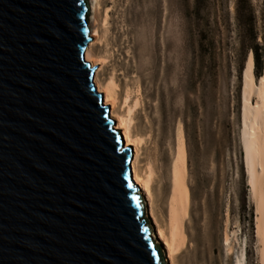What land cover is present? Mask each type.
<instances>
[{
	"label": "water",
	"instance_id": "obj_1",
	"mask_svg": "<svg viewBox=\"0 0 264 264\" xmlns=\"http://www.w3.org/2000/svg\"><path fill=\"white\" fill-rule=\"evenodd\" d=\"M87 0H0V264H167L85 61Z\"/></svg>",
	"mask_w": 264,
	"mask_h": 264
},
{
	"label": "rangeland",
	"instance_id": "obj_2",
	"mask_svg": "<svg viewBox=\"0 0 264 264\" xmlns=\"http://www.w3.org/2000/svg\"><path fill=\"white\" fill-rule=\"evenodd\" d=\"M87 1L91 29L96 26ZM111 1L103 0L102 9H110L114 48L121 59L128 50L129 57L123 61L131 66L128 74L141 82L143 102H157L164 73L169 77L168 85H179L182 90L176 100L177 106L184 108L185 178L189 189L185 236L189 247L178 255L176 264H235L241 252L244 264H259L254 205L241 146V98L243 79L252 65L247 47L254 37L261 54L260 76L263 72L264 0ZM248 11L252 21L248 20ZM122 37L127 43L119 45ZM140 42L144 44L139 46ZM148 46L151 55L141 57V50ZM92 51L98 54L99 47ZM146 65L149 70H143ZM105 76V70L101 71L99 80ZM260 76L255 77L257 86ZM169 134L155 151L164 154L165 163L170 159L168 144L174 151L175 127ZM151 148L149 144L145 147L140 163ZM163 176L166 188L165 172ZM155 205L163 211L161 201L156 200ZM146 220L152 231L147 216ZM192 249L199 256L194 263Z\"/></svg>",
	"mask_w": 264,
	"mask_h": 264
},
{
	"label": "bare ground",
	"instance_id": "obj_3",
	"mask_svg": "<svg viewBox=\"0 0 264 264\" xmlns=\"http://www.w3.org/2000/svg\"><path fill=\"white\" fill-rule=\"evenodd\" d=\"M102 3L103 0H90L96 27L89 28L92 41L85 49L84 59L95 67L92 82L96 92L102 94V104L109 107V117L114 120L113 128L119 131L123 146L132 148L131 173L143 198L152 234L160 244L167 264H176L178 255L189 247L185 236L189 189L185 178L184 108L177 106L176 100L182 90L179 85H168L169 77L164 73L160 78L163 88L158 87L157 102H143L141 82L128 74L131 66L128 67L127 61H123L125 57L128 59L129 52L125 50L121 59L118 49L114 48L110 9H102ZM111 3L114 4V1ZM140 22H144V19L141 18ZM125 38L118 40L119 45L127 43ZM141 44L144 42H140L139 46ZM96 46L99 47L98 54L92 51ZM150 51L148 46L141 50L140 56H150ZM146 69L150 67L146 65L143 70ZM104 70L106 76L100 81L99 73ZM241 112V146L247 185L254 205L258 263L264 264V61L259 86L255 84L252 65L247 67L242 85ZM174 127V151L171 152L172 147L168 144L170 159L165 163L167 159L164 154L155 152L158 151L156 145L164 144ZM148 144L152 145L151 152L140 163L142 152ZM164 172L166 188L162 183ZM156 200L162 202L163 211L157 210ZM228 243L227 234L224 245ZM196 258L199 256L192 249L191 263ZM235 264H244L243 252L235 257Z\"/></svg>",
	"mask_w": 264,
	"mask_h": 264
},
{
	"label": "trees",
	"instance_id": "obj_4",
	"mask_svg": "<svg viewBox=\"0 0 264 264\" xmlns=\"http://www.w3.org/2000/svg\"><path fill=\"white\" fill-rule=\"evenodd\" d=\"M249 7V6H248ZM248 20L252 21V13L248 11ZM250 30L252 29V24H249ZM247 48L251 51L252 54H250L252 58V65H253V70H254V75L255 77L260 76V71L262 68V63H261V54H259V49L257 48V44L255 42V37L252 41V44H250Z\"/></svg>",
	"mask_w": 264,
	"mask_h": 264
}]
</instances>
